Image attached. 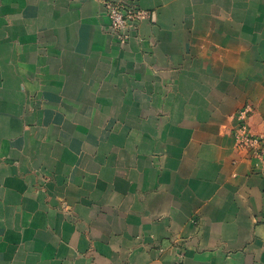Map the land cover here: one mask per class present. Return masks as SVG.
I'll return each mask as SVG.
<instances>
[{
    "label": "crops",
    "instance_id": "0c3cea01",
    "mask_svg": "<svg viewBox=\"0 0 264 264\" xmlns=\"http://www.w3.org/2000/svg\"><path fill=\"white\" fill-rule=\"evenodd\" d=\"M0 0V264H264V0Z\"/></svg>",
    "mask_w": 264,
    "mask_h": 264
},
{
    "label": "built area",
    "instance_id": "2783aa9c",
    "mask_svg": "<svg viewBox=\"0 0 264 264\" xmlns=\"http://www.w3.org/2000/svg\"><path fill=\"white\" fill-rule=\"evenodd\" d=\"M105 11L109 19L110 30L118 36L122 43H126L138 25L150 19L149 10L138 3L124 0H106ZM253 111L251 104L241 107L237 113V125L234 128V137L237 142L248 149L252 156L261 163L260 172L264 176V133H257L250 125V116Z\"/></svg>",
    "mask_w": 264,
    "mask_h": 264
},
{
    "label": "rangeland",
    "instance_id": "374dc122",
    "mask_svg": "<svg viewBox=\"0 0 264 264\" xmlns=\"http://www.w3.org/2000/svg\"><path fill=\"white\" fill-rule=\"evenodd\" d=\"M124 1L134 2V0H124ZM135 3H136V2H135ZM140 6H141V5H140ZM141 7H143V6H141ZM143 8H145V7H143ZM145 9H147V8H145ZM147 10H149V9H147ZM149 11H150V10H149ZM150 13H151V11H150ZM151 17H152V15H151ZM151 17H150V18H151ZM131 35H132V34H131ZM131 35L129 36V39L131 38ZM129 39H128V40H129Z\"/></svg>",
    "mask_w": 264,
    "mask_h": 264
}]
</instances>
